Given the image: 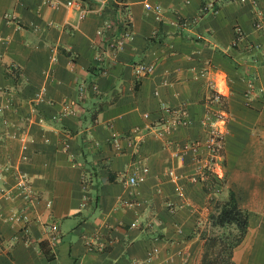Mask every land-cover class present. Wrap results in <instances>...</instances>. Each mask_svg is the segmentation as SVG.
<instances>
[{
    "label": "crops",
    "instance_id": "obj_1",
    "mask_svg": "<svg viewBox=\"0 0 264 264\" xmlns=\"http://www.w3.org/2000/svg\"><path fill=\"white\" fill-rule=\"evenodd\" d=\"M208 1L80 0L78 18L64 0H0V264H198L228 190L247 212L231 259L264 264V0ZM117 11L129 34L105 55ZM136 61L154 68L135 77ZM161 104L185 123L163 129ZM209 121L205 176L190 143Z\"/></svg>",
    "mask_w": 264,
    "mask_h": 264
},
{
    "label": "built area",
    "instance_id": "obj_2",
    "mask_svg": "<svg viewBox=\"0 0 264 264\" xmlns=\"http://www.w3.org/2000/svg\"><path fill=\"white\" fill-rule=\"evenodd\" d=\"M94 1L97 2V6L99 8H102L107 0H94ZM64 4L66 6L72 8V9H75L77 12L78 18H82L87 11V8H85L84 6L81 5L80 0H64ZM205 6L213 7V0H209ZM143 7L152 10L154 12L155 17H158V15L160 14L161 8L157 2L145 1V2H143ZM4 16L7 19L9 17L8 14H4ZM129 21H130V16H129L127 11H124V12L122 11L120 15L117 11L115 24H116L117 28L119 29V35L117 37H114V38H106V42L103 45V47L101 48L102 50L100 53L108 55L110 52L115 50V48L119 47L122 40L125 37H127L129 34V30H128ZM261 25L264 28V18L262 19ZM105 27L107 30L112 27V24L110 23V21L106 20L103 23V27L99 28L97 30V32L99 34H101L103 32V28H105ZM94 60L101 62L102 56L100 54H95ZM153 68H154V64L152 62L136 61L132 65V71H133V75L135 77H140V76L149 74L153 70ZM210 99L214 100V101H219L220 92L218 90L214 91L212 93ZM159 109L162 113L161 118L162 119L165 118V120L163 122H161V124L164 125L163 129L169 128L170 126H172L174 124H183L186 121L182 112L176 113L177 110L172 109L168 105L161 104L159 106ZM172 115H174L175 118L172 117ZM221 115L222 114L220 112H218V114H216L214 116V119H220ZM210 120H213V119H210ZM211 122L210 121L208 122L209 125L207 127V133H206V136L204 137V140L201 143L198 142L197 140H194L190 143L191 147L193 149H195L197 146H199V144H203L204 147L207 149L208 157L206 159L205 166H207L208 168H210L209 161L211 160V157L218 151L220 144H221L220 131L217 130L211 124ZM163 131L161 130V131H158L157 133L159 135H162L164 133ZM146 171H147L146 166L140 167V173H138L136 175L129 176L128 181L131 183H136L137 181H139L143 178ZM15 188L20 194H22L23 197H28L31 195V187H30L29 181H28V179L24 173H18L17 174L16 180H15ZM3 193L5 195H7V192H3ZM51 228H55V225H51Z\"/></svg>",
    "mask_w": 264,
    "mask_h": 264
},
{
    "label": "trees",
    "instance_id": "obj_3",
    "mask_svg": "<svg viewBox=\"0 0 264 264\" xmlns=\"http://www.w3.org/2000/svg\"><path fill=\"white\" fill-rule=\"evenodd\" d=\"M206 168L208 167L204 166L203 171L209 173ZM208 219L210 225L221 226V229L200 232L202 244L198 264H234L231 259V249L244 235L247 223L246 210L237 205L232 191L228 190L217 211L210 212Z\"/></svg>",
    "mask_w": 264,
    "mask_h": 264
},
{
    "label": "rangeland",
    "instance_id": "obj_4",
    "mask_svg": "<svg viewBox=\"0 0 264 264\" xmlns=\"http://www.w3.org/2000/svg\"><path fill=\"white\" fill-rule=\"evenodd\" d=\"M206 169H208V170H209V173H206L205 171H203V174H204L205 176H206V175H208V176H209V175L211 174V171H212V170H211V168H206ZM210 176H211V175H210Z\"/></svg>",
    "mask_w": 264,
    "mask_h": 264
}]
</instances>
